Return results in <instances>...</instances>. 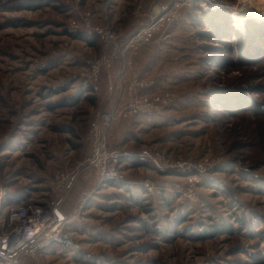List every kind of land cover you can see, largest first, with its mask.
I'll return each instance as SVG.
<instances>
[{
  "label": "rangeland",
  "instance_id": "rangeland-1",
  "mask_svg": "<svg viewBox=\"0 0 264 264\" xmlns=\"http://www.w3.org/2000/svg\"><path fill=\"white\" fill-rule=\"evenodd\" d=\"M156 1L111 0L121 45L146 18L133 11L141 5L148 14ZM84 2L0 0V234L12 208L59 200L57 176L88 156L91 122L136 73L155 81L143 94L170 90L174 98L113 122L107 140L121 153V177L80 174L61 205L78 250L43 252L41 263L264 264V14L240 0L189 2L166 36L135 58L134 71L120 75L98 35L89 47L66 34L88 33L72 27L77 9L104 23V0ZM100 58V88L91 92L88 62ZM213 160L196 175L194 196L177 189L188 182L179 165Z\"/></svg>",
  "mask_w": 264,
  "mask_h": 264
},
{
  "label": "built area",
  "instance_id": "built-area-1",
  "mask_svg": "<svg viewBox=\"0 0 264 264\" xmlns=\"http://www.w3.org/2000/svg\"><path fill=\"white\" fill-rule=\"evenodd\" d=\"M162 1L157 0L148 14L142 13L141 5L133 11L134 18H146L142 20L141 26L124 46L120 44L119 37L110 24L108 11L111 7V0H104L103 2L105 12L103 24H95V15L92 11L77 9L78 19L72 22V27L79 28L82 26L83 30L89 34L98 35L108 51L107 62H118L119 60L121 64L120 75H124L128 71H134L135 58L157 42V35L161 39L164 38L171 27L175 25L184 6L194 0H174L169 7H165ZM77 3L80 4L81 0H77ZM104 63L106 62L101 58L88 62L90 68L88 77L93 84L94 91H98L100 88L98 83ZM154 86V80L140 78L136 73L133 74V78L126 85L125 90L121 84V97L116 105L110 111L101 113L89 126L86 139L91 151L88 156L77 162L72 169L57 176L52 190L59 197V200H52L48 204L23 203L7 213L4 223L10 229L0 234V259L3 264H43L40 255L53 245L60 246L66 251L75 252L78 250V244L74 241L72 234L65 229L68 219L63 214L61 205L80 174L85 170H94L101 180L121 177L118 169L121 153L112 150L107 140L108 133L114 121L133 118L143 112L156 111L172 102L174 94L170 90L153 95L142 93V91L152 89ZM123 92L126 93L127 100L120 102ZM144 155H140V157L143 156V159L151 158L149 154ZM162 158L163 156L156 154L157 161H161ZM214 164L215 161L213 160L201 162L199 167L179 165L182 172L188 173V182L185 184L186 188L180 184L177 189L180 192L185 191L190 197L194 196L195 186L200 183L196 175L212 169ZM193 171L198 172L191 173ZM200 175L202 176V174ZM148 190L151 191L152 188L148 187ZM86 198L87 192H83L81 200L84 202ZM2 201L3 198L0 199V208L3 204ZM81 208L82 205L79 210ZM56 210L63 214L64 220L58 219L55 214ZM3 238L9 240L6 249L2 248Z\"/></svg>",
  "mask_w": 264,
  "mask_h": 264
},
{
  "label": "trees",
  "instance_id": "trees-1",
  "mask_svg": "<svg viewBox=\"0 0 264 264\" xmlns=\"http://www.w3.org/2000/svg\"><path fill=\"white\" fill-rule=\"evenodd\" d=\"M83 3H85L84 0H83ZM116 7H117V5H115V4H113V6L110 7L111 13H113V8H116ZM203 15L204 16H207V13H203ZM111 16H113V14H111ZM66 34L69 37H71L72 39H74V40H79V41L84 42L89 47H95L97 45V43L100 41V39L98 38L97 35H95V34H88V33L83 32V31H75V32H73V31H66ZM91 92H93V88H91ZM91 99H92L93 102L95 101V98H91ZM144 164H145L144 162L141 163L138 160L136 165L140 166V165H144ZM4 203H5V205L7 204L6 202H4ZM210 228H214L217 231L220 229V227H218L217 225H212V226H210ZM231 232H232V229L228 228V233H231ZM206 236L207 235L202 236V237H199V238H203V237H206Z\"/></svg>",
  "mask_w": 264,
  "mask_h": 264
},
{
  "label": "bare ground",
  "instance_id": "bare-ground-1",
  "mask_svg": "<svg viewBox=\"0 0 264 264\" xmlns=\"http://www.w3.org/2000/svg\"><path fill=\"white\" fill-rule=\"evenodd\" d=\"M240 3L244 5V7L246 8L247 5L250 3L252 4L253 6H257L258 7V13H253L254 15H257V16H263L264 14V0H240ZM252 12V11H251ZM235 19L237 21H241L242 19L240 17H238L236 14H235ZM3 198L2 197V194H0V199Z\"/></svg>",
  "mask_w": 264,
  "mask_h": 264
},
{
  "label": "crops",
  "instance_id": "crops-1",
  "mask_svg": "<svg viewBox=\"0 0 264 264\" xmlns=\"http://www.w3.org/2000/svg\"><path fill=\"white\" fill-rule=\"evenodd\" d=\"M136 31V30H135ZM135 31H133L132 32V34L135 32ZM63 209V208H62ZM62 212H63V210H62ZM63 214L65 215V213L63 212ZM67 215V214H66ZM65 215V216H66ZM55 249L56 250H60V252L62 251H64V252H66V250H64L63 248H61L60 246H57V245H53L51 248H48L45 252L47 253L46 254V256H52L54 253H52L53 251H55Z\"/></svg>",
  "mask_w": 264,
  "mask_h": 264
},
{
  "label": "water",
  "instance_id": "water-1",
  "mask_svg": "<svg viewBox=\"0 0 264 264\" xmlns=\"http://www.w3.org/2000/svg\"><path fill=\"white\" fill-rule=\"evenodd\" d=\"M55 214H56V216L58 217V219L60 221L64 220L65 217L63 216V214L60 211L56 210L55 211ZM2 242H3L2 248L3 249H6L9 240L7 238H3Z\"/></svg>",
  "mask_w": 264,
  "mask_h": 264
}]
</instances>
